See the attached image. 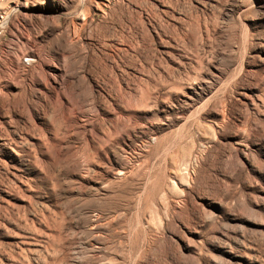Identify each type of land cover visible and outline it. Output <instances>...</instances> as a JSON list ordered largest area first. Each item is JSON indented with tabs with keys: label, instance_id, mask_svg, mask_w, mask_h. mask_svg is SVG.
Returning a JSON list of instances; mask_svg holds the SVG:
<instances>
[{
	"label": "rangeland",
	"instance_id": "obj_1",
	"mask_svg": "<svg viewBox=\"0 0 264 264\" xmlns=\"http://www.w3.org/2000/svg\"><path fill=\"white\" fill-rule=\"evenodd\" d=\"M0 264H264V0H0Z\"/></svg>",
	"mask_w": 264,
	"mask_h": 264
}]
</instances>
